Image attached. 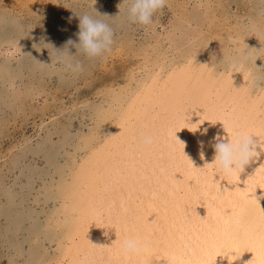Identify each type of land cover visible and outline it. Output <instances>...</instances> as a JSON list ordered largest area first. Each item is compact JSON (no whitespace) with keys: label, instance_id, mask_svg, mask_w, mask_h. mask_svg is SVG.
<instances>
[{"label":"bare ground","instance_id":"1","mask_svg":"<svg viewBox=\"0 0 264 264\" xmlns=\"http://www.w3.org/2000/svg\"><path fill=\"white\" fill-rule=\"evenodd\" d=\"M255 26L249 37L257 46L246 52L239 34L224 50L209 44L207 51L215 47L221 53L215 64L201 59L206 50L191 47L187 52L198 63L192 68L176 69L162 60L138 70L132 84L110 97L113 105L95 113L105 146L95 147L97 129L88 140L83 135L64 145L77 154L63 157L60 178L45 172L52 182L41 198L36 196L44 204L58 201L53 216L64 215L51 230V239L61 237L57 264H264V155L239 178L218 177L214 161V144L230 140L235 131L251 133L264 144V78L259 75L264 56L260 63L261 54L254 51L249 62L243 61V71L228 68L230 59L243 60L264 45ZM197 35L191 32L189 38ZM146 135L153 137L151 145L141 143ZM249 195L259 197L258 203ZM40 235L49 241L50 234ZM125 239L149 245L128 252L122 247Z\"/></svg>","mask_w":264,"mask_h":264},{"label":"rangeland","instance_id":"2","mask_svg":"<svg viewBox=\"0 0 264 264\" xmlns=\"http://www.w3.org/2000/svg\"><path fill=\"white\" fill-rule=\"evenodd\" d=\"M32 1L0 0V20L6 21L0 22V73L7 74H0V264H57L61 237L51 239V230L64 215L53 216L60 207L58 201L44 204L36 198L52 182L45 172L58 179L63 157L76 153L73 147L65 151L64 145L83 135L88 140L93 130L101 136L95 147L104 145L107 137L103 128H97L100 118L95 119V113L100 115L109 102L112 106L110 97L132 84L130 78L137 77L138 70L162 60L176 69L192 68L198 63L187 49L207 51L216 42L224 50L237 40V34L244 39L246 52L253 43L257 46L249 37L253 22L264 36L260 21L264 0H167L148 26L131 23L122 0ZM83 14L108 23L114 43L103 58L88 59L77 51L79 57L74 59L83 63L84 70L70 78L72 74L53 66L52 47L59 49L67 40L77 39ZM191 32L199 35L190 39ZM261 46L243 56V61L249 62L257 51L263 69ZM212 50L201 58L208 65L221 57L219 48ZM70 51L74 54L76 49ZM259 75L264 78V71ZM19 172H24L25 179ZM15 185L20 186L17 192ZM42 231L50 234L48 242L41 238Z\"/></svg>","mask_w":264,"mask_h":264},{"label":"clouds","instance_id":"3","mask_svg":"<svg viewBox=\"0 0 264 264\" xmlns=\"http://www.w3.org/2000/svg\"><path fill=\"white\" fill-rule=\"evenodd\" d=\"M122 3L126 6L127 18L131 23L148 26L153 22L154 15L166 6L167 0H122ZM113 43L114 31L108 23L91 15L83 14L79 17L77 39L75 41L67 40L62 48H52L53 66L62 68L66 73L79 74L84 70V65L80 60L74 59L75 54H72L70 49L75 48L76 52L78 51L88 59H97L103 58L110 52ZM228 68L232 73L243 71L244 62L242 58L230 59ZM185 123H188L186 113ZM232 127L235 130L234 124ZM153 142L151 136L146 135L141 138V143L144 146L151 145ZM183 146L185 147L184 144ZM262 147L264 144L260 142L257 136L243 131H235L230 140L227 137L219 139L214 144L217 176H236L239 178L246 166L254 162L259 156L264 155V151H261ZM193 168L200 167L193 166ZM220 191L222 194L223 190L220 189ZM247 199H254L258 203L259 197H250L249 195ZM232 223L236 224L238 221L234 220ZM148 245L147 240L141 241L140 239H125L122 242L124 250L133 253L145 251Z\"/></svg>","mask_w":264,"mask_h":264}]
</instances>
